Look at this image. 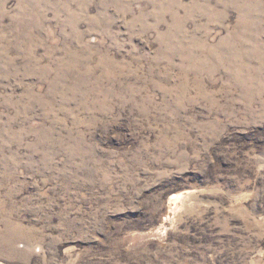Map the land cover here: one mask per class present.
<instances>
[{
  "label": "rangeland",
  "instance_id": "rangeland-1",
  "mask_svg": "<svg viewBox=\"0 0 264 264\" xmlns=\"http://www.w3.org/2000/svg\"><path fill=\"white\" fill-rule=\"evenodd\" d=\"M0 264H264V0H0Z\"/></svg>",
  "mask_w": 264,
  "mask_h": 264
}]
</instances>
